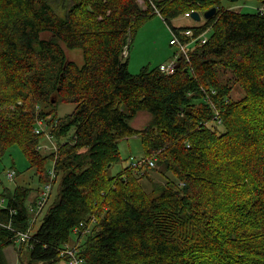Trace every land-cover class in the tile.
<instances>
[{"label": "trees", "instance_id": "1", "mask_svg": "<svg viewBox=\"0 0 264 264\" xmlns=\"http://www.w3.org/2000/svg\"><path fill=\"white\" fill-rule=\"evenodd\" d=\"M143 1L147 9L139 0H0V158L18 146L42 185L55 155L36 148L37 114L54 115L64 140L59 191L19 257L28 248L32 261L66 262L61 250L84 222L90 231L75 240L83 264H264V14L224 0ZM213 7L205 25L192 26L209 35L190 48V66L172 75L161 65L130 71L124 54L144 20L159 11L180 31L186 27L172 20ZM65 47L81 49L83 65ZM235 83L240 99L231 96ZM59 101L76 107L59 118L47 109ZM141 112L150 118L137 128ZM133 136L156 160L155 176L146 165L111 175L122 160L119 142ZM32 192L22 185L0 193L17 209L20 231L35 217L30 204L40 193ZM13 234L0 228V264H8L3 250L16 244Z\"/></svg>", "mask_w": 264, "mask_h": 264}, {"label": "rangeland", "instance_id": "2", "mask_svg": "<svg viewBox=\"0 0 264 264\" xmlns=\"http://www.w3.org/2000/svg\"><path fill=\"white\" fill-rule=\"evenodd\" d=\"M139 4L144 9L147 7L144 4L143 0H139ZM224 4L230 8L237 9L246 12H256L259 9L261 3L256 2L255 0H224ZM264 5V4H262ZM199 13L202 16L201 21H197L193 18H185L184 15L178 17V19L172 20L174 26H183V27H192V26H203L205 25L206 18L203 17L205 11L200 10ZM173 33L169 23L163 19L159 13L153 14L150 18L144 20L137 28L134 30L133 38L130 39L128 50H126V59L129 62V69L133 74H138L144 67L153 68L154 66L161 65L166 62H171L174 53L177 50V47L171 44V38ZM67 56L71 60H75L78 64L83 65L84 55L81 49H67ZM125 55V54H124ZM229 73V72H227ZM233 99H240L244 96L243 89L240 85L236 84L233 87L231 94ZM75 104L58 102L55 106L48 105L47 109L55 108L57 109L58 117H64L73 112L75 109ZM150 116L141 112L132 120L133 125L137 128H141L149 120ZM43 143H46L44 139L41 140ZM121 158L122 160L116 162L113 167L110 169L111 175H117L123 168H126L131 165L132 161L142 159L145 150L143 144H141V139L139 136L129 137V139H123L119 142ZM55 161L53 159L49 160L47 168H53ZM15 166V167H14ZM15 169L17 171V177L15 180L11 181L7 176V170ZM151 169V167H149ZM49 171V170H48ZM151 176H155L156 170L151 169ZM156 180H162L161 176L157 174ZM146 181V182H145ZM146 184L148 189L152 188V185L144 179L142 184ZM59 179L54 186V192L49 198L48 203L46 204L44 211L39 215V218L36 223L37 229L44 218L45 212L48 211L50 204L52 203L53 198L57 195L59 188ZM26 185L33 189L31 199L36 197L41 193L39 189L40 175L37 172L36 167L30 168V162L25 156L23 150L18 146H12L9 148L5 156L0 158V193L4 191L5 188H10L14 190L17 186ZM42 186V185H41ZM157 192L152 193V195H157ZM77 236L73 235V244H76ZM20 244H12L6 246L3 250L5 259H7L8 264H43L41 261H32L30 258V250L26 248L22 254L21 258L18 254V249ZM68 264L62 262V264Z\"/></svg>", "mask_w": 264, "mask_h": 264}, {"label": "built area", "instance_id": "3", "mask_svg": "<svg viewBox=\"0 0 264 264\" xmlns=\"http://www.w3.org/2000/svg\"><path fill=\"white\" fill-rule=\"evenodd\" d=\"M261 13L264 14V5H260L258 9ZM196 11V9H191L190 11L186 12L184 14L185 18H192V12ZM160 14V12L158 11ZM209 29H206L205 31H199L195 30L193 27H186L180 31L174 30L171 28V31L173 33V36L171 38V44L177 47L176 52L173 55L171 62H166L161 64V71L164 74L172 75L176 72L177 65L181 63L182 65L184 63L187 64V66H190L192 63L191 56H190V48L194 43L197 41H202L203 43L206 42L208 39V32ZM126 56V52L124 57ZM212 93L216 94V90L213 89ZM206 100L208 102L212 103L215 117L214 122L218 125L222 124V115L219 113L216 105L213 103V100L209 94V91L206 93ZM40 110V108H38ZM36 124L34 128V132L40 136H42V139L47 141L46 143H43L40 141L36 148L38 151H40L43 155L52 154L55 155L54 161L58 157V152L60 150L61 142L64 143V140H59L57 135L55 134V131L59 127V120L54 117L52 114H46L41 115L40 113L36 116ZM156 163L155 159H148L143 156L142 159L134 160L131 163V166L134 168H139L143 166L148 167H154ZM56 164V161H55ZM49 174L51 175L49 182L42 184L41 186V193L39 198L37 199L36 203L30 204V211L35 216L28 227L27 230L20 231L18 229L14 228V220L15 215L18 213L17 209L10 204H7V200L5 198H0V208H4L8 210V219H1L0 218V228H4L8 231H13V240L17 244H26L27 246L31 247L32 241L34 240V226L36 224L37 215H39L41 212L44 211V208L46 204L49 201V198L51 197L52 193L54 192V182L57 178L56 171H55V165L53 168L49 169ZM17 171L15 169H9L7 170L6 176L11 180H15L17 177ZM74 234L78 235L80 233H87L90 231V228L88 226H85L84 222H81L78 226L74 227ZM81 242H76L74 245L72 242H68L65 244L64 249L61 250L62 256L69 257L67 260L68 264H83L84 259L79 254V246Z\"/></svg>", "mask_w": 264, "mask_h": 264}, {"label": "water", "instance_id": "4", "mask_svg": "<svg viewBox=\"0 0 264 264\" xmlns=\"http://www.w3.org/2000/svg\"><path fill=\"white\" fill-rule=\"evenodd\" d=\"M217 11H218V8L217 7H213L211 9H208V10L205 11L203 17L206 18V19H209L210 17L214 16ZM192 18L195 19V20H197V21H201L203 19L202 16H201V14L199 13V11L192 12ZM181 66H182V64L179 63L177 65V68H180ZM187 70L188 69L185 68V71H187Z\"/></svg>", "mask_w": 264, "mask_h": 264}, {"label": "crops", "instance_id": "5", "mask_svg": "<svg viewBox=\"0 0 264 264\" xmlns=\"http://www.w3.org/2000/svg\"><path fill=\"white\" fill-rule=\"evenodd\" d=\"M170 59H172V57L170 58ZM135 119V118H134ZM132 125H133V122H132ZM134 126V125H133Z\"/></svg>", "mask_w": 264, "mask_h": 264}]
</instances>
